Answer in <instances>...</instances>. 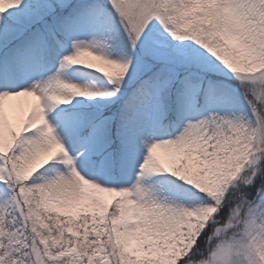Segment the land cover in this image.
<instances>
[{"label":"snow or ice","instance_id":"6c2138e0","mask_svg":"<svg viewBox=\"0 0 264 264\" xmlns=\"http://www.w3.org/2000/svg\"><path fill=\"white\" fill-rule=\"evenodd\" d=\"M0 264H264V0H0Z\"/></svg>","mask_w":264,"mask_h":264}]
</instances>
